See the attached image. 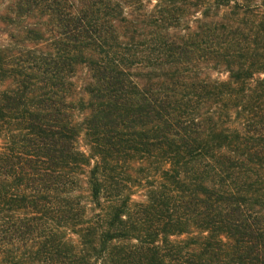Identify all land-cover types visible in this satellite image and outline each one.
<instances>
[{"label": "trees", "instance_id": "1", "mask_svg": "<svg viewBox=\"0 0 264 264\" xmlns=\"http://www.w3.org/2000/svg\"><path fill=\"white\" fill-rule=\"evenodd\" d=\"M0 264H264V0H0Z\"/></svg>", "mask_w": 264, "mask_h": 264}]
</instances>
